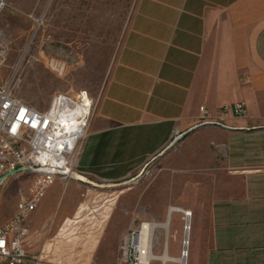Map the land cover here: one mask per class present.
<instances>
[{"label":"crops","instance_id":"0c3cea01","mask_svg":"<svg viewBox=\"0 0 264 264\" xmlns=\"http://www.w3.org/2000/svg\"><path fill=\"white\" fill-rule=\"evenodd\" d=\"M241 101L245 117L228 114L221 120L226 126L205 125L181 141L205 131L227 148L212 174L210 202L187 210L185 264H264V0H138L81 143L77 171L97 181L126 179L171 142L176 128L182 133L202 123L201 107L216 119L223 105ZM34 179L12 176L2 192L15 181H26L28 190ZM134 189L127 190L133 195ZM155 190L162 194L160 219L167 211V221L168 186L146 189L148 204L159 207ZM99 193L57 178L32 214L31 242L46 225L54 228L51 220L71 221Z\"/></svg>","mask_w":264,"mask_h":264},{"label":"rangeland","instance_id":"374dc122","mask_svg":"<svg viewBox=\"0 0 264 264\" xmlns=\"http://www.w3.org/2000/svg\"><path fill=\"white\" fill-rule=\"evenodd\" d=\"M6 1L10 7L1 13L0 27L11 38V52L1 70V80L14 75V94L39 110L48 108L59 92L80 91L88 93L95 108L138 0ZM28 12H35L42 21L37 32L35 23L22 14ZM221 144L204 131L150 162L134 182L114 188L95 187L99 194L84 202L71 221L51 220L49 224L53 223L54 228L34 239L32 248L42 249L46 244L52 259L69 264H117L119 246L130 231L142 222L161 225L166 221L167 211L160 219V191L155 190L154 194V202L160 206L148 204L151 197L146 189L151 185L168 186L169 208L190 210L196 203L208 205L216 184L212 177L214 168L222 164L227 153ZM144 165L126 179L96 181L122 182L137 176ZM148 170L152 173L147 174ZM25 183L13 182L6 195L0 189V220L14 215L19 190H25ZM131 186L135 187L133 195L127 190ZM165 199L166 195L164 202ZM168 220V232L163 227L154 229L155 252L162 254L168 237L171 256L179 258L184 249L187 218L182 212H173ZM51 239L54 245L50 247Z\"/></svg>","mask_w":264,"mask_h":264},{"label":"built area","instance_id":"2783aa9c","mask_svg":"<svg viewBox=\"0 0 264 264\" xmlns=\"http://www.w3.org/2000/svg\"><path fill=\"white\" fill-rule=\"evenodd\" d=\"M9 7L6 0H0V15ZM22 14L35 23L37 32L42 25L40 17L35 12ZM10 52L11 38L0 27V75ZM94 110V100L86 91L59 92L48 108L39 110L14 94V75L5 81L0 78V178L21 167L30 169L21 174L35 175L28 190H19L14 215L0 224V264H69L52 259L46 244L39 252L30 251L32 214L57 178H69L58 174L59 170L77 171L81 143ZM201 112L203 122L222 123L228 114L245 117L247 107L243 101L225 104L216 119L205 107ZM179 134L176 128L173 138ZM144 223L125 236L118 249L117 264H167L161 257L168 252V237L162 254L156 253L153 233L150 239L142 236ZM49 229L50 225H46L39 235H46ZM53 245L51 239L50 247Z\"/></svg>","mask_w":264,"mask_h":264},{"label":"water","instance_id":"95a60500","mask_svg":"<svg viewBox=\"0 0 264 264\" xmlns=\"http://www.w3.org/2000/svg\"><path fill=\"white\" fill-rule=\"evenodd\" d=\"M209 124H218V125L226 126L225 124L217 123V122H202L200 124H197V125L189 128L188 130H186V131L180 133L179 135L175 136L171 140V142L161 152H159L154 158H152L149 162H147L144 165L141 172L137 176H135L131 179H127V180L122 181V182L99 183L96 180H93V179L89 178L88 176H86V175H84L78 171L69 172V171H65V170H59L57 173L61 174V175H65L69 178H73L75 180L81 181L82 183L89 184V185L96 187V188H114L117 186L127 185L131 182H134L138 178H140L143 175V173L145 172V170L148 168L150 162H152L153 160H155L158 157L163 156L168 150H170L171 148L176 146L179 142H181L189 133L195 131L196 129H198L202 126L209 125ZM29 170L30 169L28 167H21V168H18L12 172L5 174L3 177L0 178V189L3 185V183L7 179H9L10 177L21 174L23 171H29ZM184 248H185V244H184Z\"/></svg>","mask_w":264,"mask_h":264},{"label":"bare ground","instance_id":"6f19581e","mask_svg":"<svg viewBox=\"0 0 264 264\" xmlns=\"http://www.w3.org/2000/svg\"><path fill=\"white\" fill-rule=\"evenodd\" d=\"M174 211L183 212L187 218V221H188V219H190V217L192 215V211L182 210L181 208H178V207H171L169 215L171 216ZM189 223L190 222L186 223V226H185V230H186V237H185V242H184L185 248L182 251L181 257L178 259H172L171 257H169L167 255V251H165L164 255L161 257V259L163 261H165V262L174 261V262L179 263V264H185V260H186V257L188 255L189 231L191 230V225H189ZM157 227H163L165 230H168L169 222L167 221L166 223L161 224V225L155 224V223L145 222L144 226H143V230H142V236L150 239V237H152V233H153L154 229Z\"/></svg>","mask_w":264,"mask_h":264}]
</instances>
